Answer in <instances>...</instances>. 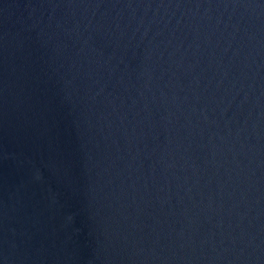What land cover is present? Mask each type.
Wrapping results in <instances>:
<instances>
[{"label":"water","instance_id":"95a60500","mask_svg":"<svg viewBox=\"0 0 264 264\" xmlns=\"http://www.w3.org/2000/svg\"><path fill=\"white\" fill-rule=\"evenodd\" d=\"M0 264H264V0H0Z\"/></svg>","mask_w":264,"mask_h":264}]
</instances>
